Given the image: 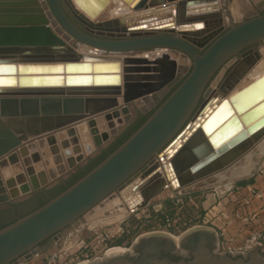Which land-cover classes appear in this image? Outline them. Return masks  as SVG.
Listing matches in <instances>:
<instances>
[{
	"label": "water",
	"instance_id": "water-1",
	"mask_svg": "<svg viewBox=\"0 0 264 264\" xmlns=\"http://www.w3.org/2000/svg\"><path fill=\"white\" fill-rule=\"evenodd\" d=\"M118 1L128 17L99 20L111 0H28L30 10L18 17L0 10V205L67 178L126 128L134 105L178 79L171 54L191 62L115 150L0 229V264L40 254L42 242H58L79 218L109 203L114 208L103 215L121 217L124 204L126 212L143 208L166 188L189 187L260 148L264 75L238 84L260 59L264 12L235 21L223 13L221 0ZM263 7V0L255 3ZM142 52L156 56L135 57ZM213 78L218 82L210 88ZM50 155L65 165L51 182L44 169ZM260 247L221 253L215 232L198 225L177 238L142 234L128 250L82 264H264Z\"/></svg>",
	"mask_w": 264,
	"mask_h": 264
},
{
	"label": "rangeland",
	"instance_id": "rangeland-1",
	"mask_svg": "<svg viewBox=\"0 0 264 264\" xmlns=\"http://www.w3.org/2000/svg\"><path fill=\"white\" fill-rule=\"evenodd\" d=\"M221 1L223 4V13L225 14L226 12L235 21H240L253 15V12L256 9L255 3L259 0ZM2 3H5L4 0H0V6ZM111 8L112 7L110 6L108 10ZM106 13L107 12L105 11V13L100 15L98 19H108L105 15ZM224 22L225 25L229 24V21L226 18ZM257 50L261 59L264 56V42L258 46ZM145 53L147 54V52L138 53L135 57H141ZM170 58L178 65V78H182L189 70L191 62L186 58L182 59V61L180 59L182 63L179 64L178 62L180 61H178V59L176 61L171 55ZM151 59L152 58H149V60ZM260 59L258 61H260ZM258 61L255 62V64L258 63ZM223 71L224 70L222 69L218 75L221 76ZM217 79L218 78H213L210 83V88L216 86L218 82ZM156 94L159 93H154L148 96V102L143 99L140 105H134V109L136 111L139 110L138 112L141 114L145 113L142 109H149L151 106L153 109ZM80 126L79 133L83 135L87 130L85 125L82 124L81 126L84 130L80 129ZM262 142L263 141L259 143V146L263 150L264 142ZM37 150L39 151V149ZM250 152L252 153L245 155L247 164H251L254 160L253 156L256 157L258 155V150L255 148ZM48 160L50 161V164H48V166L44 164L45 170L48 167L52 168L57 165L53 162L52 155L48 157ZM44 161L45 159H42V164ZM63 166L64 167L61 169L65 168L64 164ZM225 170L226 169L200 180L192 184L190 187H186V189L173 190L171 188H166L143 208L129 212L125 211L121 217H119L121 214H113L109 217L103 215L104 210L112 208V205L109 203L104 209H99L98 211L95 210L94 213L88 215V217L82 216L79 218V220H77L72 226L66 229L63 237L58 242L54 243L50 240L42 244V252L31 258H33L32 260L37 259L43 264H82L102 257L103 254L111 248L119 247L129 249L136 237L149 232L159 231L170 234L175 238L179 237L185 230L192 228L193 226L205 225L202 218L199 216L200 211H202V203L207 200L204 196L207 193H211V190L213 189L220 191L217 182L219 176H224ZM61 173L62 172L57 170L53 175H50L48 179L50 182L54 181L61 177ZM232 178H234L233 181L237 183L244 180V174L236 175ZM205 204L207 205L208 201L205 202ZM119 238L122 239L121 243L115 245L114 241ZM14 264H21V261L15 262Z\"/></svg>",
	"mask_w": 264,
	"mask_h": 264
},
{
	"label": "built area",
	"instance_id": "built-area-1",
	"mask_svg": "<svg viewBox=\"0 0 264 264\" xmlns=\"http://www.w3.org/2000/svg\"><path fill=\"white\" fill-rule=\"evenodd\" d=\"M256 148L258 156L251 170L244 177V186L228 182L222 186L218 185L220 191L213 189L211 193L204 196L207 199L211 195L214 200L211 206L204 210L203 222L209 223L223 218L226 226L235 220L243 225L231 236L226 237L224 233H221L224 237V241H218V251L221 253L229 251L233 254L237 252L245 254L257 244L264 250V151L257 146ZM228 203L232 205L230 219L224 217V207Z\"/></svg>",
	"mask_w": 264,
	"mask_h": 264
},
{
	"label": "crops",
	"instance_id": "crops-1",
	"mask_svg": "<svg viewBox=\"0 0 264 264\" xmlns=\"http://www.w3.org/2000/svg\"><path fill=\"white\" fill-rule=\"evenodd\" d=\"M4 2L5 3H2V5L0 6V10L1 11L2 10L3 11H9V10L13 11L12 13L7 12L6 14H4V16H7V17H9V16H14V17L23 16L22 11H24V16H25L26 12L28 11V8L30 10V4L28 3V0H4ZM109 7H110V5H108V7H106V9H108ZM171 56L176 61H177V59H178V61H180V58L178 56H173L172 54H171ZM38 149L40 150L39 147H38ZM255 149H257V148L255 147ZM249 153H252V152H249ZM256 157L253 156V158H254L253 162L251 164H247L246 156H243L238 161H236L234 164H232L231 166L226 168V170L224 172L225 173L224 176L223 175L219 176L217 185L222 186L224 184V182L225 183L229 182L231 184L233 183V184L244 186L245 180L240 181V182H243L241 184L239 182L235 183L233 181L234 178H232V177H235L236 175L237 176L243 175V174L245 177L248 174V172L251 170L253 163L256 160ZM62 167H64L63 164H57V165L53 166L52 168H49V169L53 170V171H51V174L48 173L47 169H46L47 176L49 177L50 175H53V173H55L57 170L60 171V169ZM213 200H214V198L210 195L207 197V200L202 203V209H201L202 211H200V215H199L200 218H203L204 210L208 209L211 206V203L213 202ZM207 201H208V204L206 205L205 202H207ZM224 208H225L224 209V214H225L224 217H226L227 219H230L231 218V212H232V205L230 203H228ZM216 209H218V208L216 207ZM205 225H207L206 227L212 229L215 232L218 241H224V237L221 236V233H224L226 237L231 236V235L237 233L243 227L241 222L236 221V220L232 221V223H230L229 225L226 226L224 224L223 218L215 219L214 221H211L209 223H205ZM205 225H203V226H205ZM32 259L33 258L25 260V261H21V264H43L42 262H39L37 259H34V260H32ZM17 262H20V261H17Z\"/></svg>",
	"mask_w": 264,
	"mask_h": 264
},
{
	"label": "trees",
	"instance_id": "trees-1",
	"mask_svg": "<svg viewBox=\"0 0 264 264\" xmlns=\"http://www.w3.org/2000/svg\"><path fill=\"white\" fill-rule=\"evenodd\" d=\"M183 79V78H182ZM180 79L178 82L175 83V85L171 88L170 92L181 82ZM168 95V94H167ZM166 95V96H167ZM164 97L152 110L145 114H138V117L134 122H132L130 125H128L115 139L111 144H109L105 149H103L100 154L96 155L94 158H91L86 165L79 167L77 171L73 174H71L68 178L61 180L58 184L50 188L49 190L41 189L39 192H37L33 197L29 198L23 203L16 204L14 207H24V206H33L29 211L26 213H23L19 216H14L12 219L7 220L9 218L13 211L12 209H4L0 210V229L4 226L10 224L11 222L15 221L19 217L29 213L30 211L36 209L37 207L44 204L46 201H48L50 198H53L63 190H65L67 187H69L71 184H73L75 181H77L79 178H81L83 175H85L88 171H90L93 167H95L99 162H101L107 155H109L113 150H115L123 141H125L136 129L139 128V126L147 119V117L152 113V111L165 99ZM240 184L243 182H239ZM245 183V181H244ZM35 204V206H34ZM47 241H50V239L42 242L40 246ZM122 239L119 238L114 241L115 245H119L121 243Z\"/></svg>",
	"mask_w": 264,
	"mask_h": 264
},
{
	"label": "bare ground",
	"instance_id": "bare-ground-1",
	"mask_svg": "<svg viewBox=\"0 0 264 264\" xmlns=\"http://www.w3.org/2000/svg\"><path fill=\"white\" fill-rule=\"evenodd\" d=\"M118 0H111V3L109 4L112 8L110 9V10H104L103 11V13L101 14V15H103L104 13H105V11L107 12L105 15L108 17V18H113V17H117V16H123V17H128L130 14H131V12H130V14H128V13H125V11H124V13H122V12H120L117 8V4H118ZM108 7V6H107ZM78 52H80V53H83L84 52V49H83V47H80V49H78ZM146 54V53H145ZM145 54H143V56L145 55ZM141 55V54H140ZM149 56H151V57H149ZM154 56H156V52H152V53H150V54H147V55H145V57H148V58H153ZM263 56V55H262ZM180 58V57H179ZM181 61H182V59H181ZM179 64H181L182 62H178ZM178 66V65H177ZM261 75H264V56L260 59V61H258V63H256L247 73H246V75L243 77V79L240 81V83L238 84L239 86H242V85H245L246 83H248V79H249V81H251V80H253L254 78H256V77H259V76H261ZM214 120H216V116H214L213 118H212V120H211V122L213 121L214 122ZM82 126V125H81ZM80 126V127H81ZM80 129H83V127H81ZM84 130V129H83ZM262 141H264V139L262 140ZM246 163V162H245ZM245 170V169H244ZM51 171H53L52 169H51ZM236 171V170H235ZM234 172V171H233ZM2 174L4 175V176H9L10 175V170L9 169H4L3 171H2ZM242 174V173H241ZM119 200V202H117L116 204H122L123 202H122V197H120V199H118ZM112 207L114 206V203L112 202ZM117 205V206H118ZM130 205V204H129ZM106 207V206H105ZM114 208V207H113ZM123 209V211L125 212L126 211V209H125V204H124V208H122ZM109 210V209H108ZM177 238V237H176ZM114 249H123V248H119V247H115V248H111V249H109L108 251H110V250H114ZM125 250H128V249H125Z\"/></svg>",
	"mask_w": 264,
	"mask_h": 264
},
{
	"label": "flooded vegetation",
	"instance_id": "flooded-vegetation-1",
	"mask_svg": "<svg viewBox=\"0 0 264 264\" xmlns=\"http://www.w3.org/2000/svg\"><path fill=\"white\" fill-rule=\"evenodd\" d=\"M264 12V7L263 8H256L255 9V11L253 12V15H256V14H260V13H263ZM253 15H251V16H253ZM180 79H182V78H178L176 81H174L173 83H171L168 87H167V89L164 91V92H162V93H160V94H156V97H155V101H154V104H153V108H154V105L156 106L164 97H166V95L167 94H169L170 93V90H171V88L175 85V83L176 82H178ZM150 109L152 110V106H151V108H149V109H145V113H147L146 111H150ZM139 110H137V111H135V115H134V118H133V120L128 124V125H130L132 122H134L135 120H136V118L138 117V114L140 113V112H138ZM142 111V110H141ZM145 113H143V114H145ZM141 114V113H140ZM127 125V126H128ZM126 126V127H127ZM125 129V128H124ZM123 129V130H124ZM122 130V131H123ZM121 131V132H122ZM120 132V133H121ZM119 133V134H120ZM118 134V135H119ZM118 135H116L115 137H114V139L118 136ZM114 139L111 141V142H113L114 141ZM111 142L109 143V144H111ZM108 144V145H109ZM107 145V146H108ZM106 146V147H107ZM105 147V148H106ZM104 148V149H105ZM103 150V149H102ZM98 154H100V152L98 153ZM98 154H96V155H98ZM95 155V156H96ZM94 156V157H95ZM93 157V158H94ZM90 160V159H89ZM87 164V162L84 164V165H86ZM84 165H82V166H84ZM82 166H80V167H82ZM79 168V167H78ZM77 168V169H78ZM77 169L74 171V172H72L71 174H73V173H75L76 171H77ZM70 174V175H71ZM69 175V176H70ZM68 176V177H69ZM67 177V178H68ZM66 179V178H65ZM62 180H64V179H62ZM55 186V185H54ZM53 187V186H52ZM52 187H50V188H52ZM50 188H48V189H44L45 191L46 190H49ZM41 190V189H40ZM37 192H39V190H37V191H34L32 194H30L28 197H26V198H24V199H22V200H19V201H15V202H10V203H7V204H3V205H0V210H4V209H12V211H13V213H12V217L10 216L9 218H7V220L6 221H8V220H10V219H12L14 216H19V215H21V214H23V213H26L27 211H29L33 206H24V207H14L16 204H19V203H23V202H25L26 200H28L29 198H31V197H33ZM34 206H35V204H34Z\"/></svg>",
	"mask_w": 264,
	"mask_h": 264
}]
</instances>
